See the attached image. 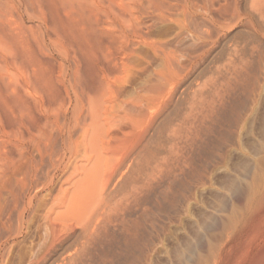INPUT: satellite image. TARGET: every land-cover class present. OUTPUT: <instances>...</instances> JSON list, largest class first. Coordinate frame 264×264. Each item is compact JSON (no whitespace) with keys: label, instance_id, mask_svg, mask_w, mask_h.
Returning <instances> with one entry per match:
<instances>
[{"label":"rangeland","instance_id":"obj_1","mask_svg":"<svg viewBox=\"0 0 264 264\" xmlns=\"http://www.w3.org/2000/svg\"><path fill=\"white\" fill-rule=\"evenodd\" d=\"M263 155L264 0H0V264H197Z\"/></svg>","mask_w":264,"mask_h":264},{"label":"bare ground","instance_id":"obj_2","mask_svg":"<svg viewBox=\"0 0 264 264\" xmlns=\"http://www.w3.org/2000/svg\"><path fill=\"white\" fill-rule=\"evenodd\" d=\"M156 99V98H155ZM93 112V111H91ZM95 113V112H94ZM93 114V113H92ZM153 114V113H152ZM95 115H98L97 113H95ZM91 116V114H90ZM94 118V117H93ZM92 118V119H93ZM97 118V117H96ZM98 120V119H96ZM100 120V119H99ZM92 122V121H91ZM95 122V121H94ZM98 122V121H97ZM100 122V121H99ZM92 125V124H91ZM90 125V126H91ZM97 125V124H96ZM101 126V124H100ZM85 127V126H84ZM95 128V127H94ZM92 129V128H91ZM101 129V128H100ZM136 129V128H135ZM159 129V128H158ZM99 130V129H98ZM102 130V129H101ZM104 130V129H103ZM102 130V132H103ZM130 131V130H129ZM128 131V132H129ZM134 131V130H132ZM130 131V132H132ZM93 132H95L93 130ZM91 133V131L89 132ZM96 133V132H95ZM95 133L93 134V136L95 135ZM100 133V132H99ZM92 134V133H91ZM90 134V135H91ZM90 135H87L90 137ZM99 135V134H98ZM123 135V132H122ZM140 136H144L143 133H139ZM82 136V134H81ZM127 136V135H126ZM138 136V135H137ZM171 136V135H170ZM85 137V136H84ZM99 137V136H97ZM94 138V139H97ZM119 137V135H118ZM141 140V137H139ZM89 139V138H88ZM92 139V138H91ZM112 139H115L112 138ZM118 139V138H116ZM125 139V138H124ZM104 140V139H103ZM138 141V138L136 139ZM135 140V143L137 142ZM88 141V140H87ZM130 141V139H129ZM94 142V141H93ZM175 143V142H174ZM173 143V144H174ZM134 144V143H132ZM162 144V143H161ZM81 145V144H79ZM83 145V144H82ZM85 145V144H84ZM109 145V144H108ZM172 145V144H171ZM139 147V143L138 144H134V146H130V152H132L134 149H136L137 147ZM145 146V145H144ZM176 146V145H175ZM159 147V146H158ZM173 147V146H172ZM95 148V147H93ZM92 149V148H91ZM124 149V148H122ZM137 150V149H136ZM135 150V151H136ZM144 151V150H143ZM146 151V150H145ZM116 152V151H115ZM129 152V150L127 151ZM125 153L128 157V153ZM140 152V151H139ZM119 153V152H118ZM160 153V152H159ZM158 153V154H159ZM135 154V152H134ZM88 155V154H87ZM144 155V154H143ZM130 156V155H129ZM145 156V155H144ZM124 158L122 159H126L124 154L123 156ZM131 157V156H130ZM136 157V156H135ZM86 158V157H85ZM98 158V157H97ZM262 158V157H261ZM258 159V162L256 161V167H255V172H252V174H250L251 176L248 177L247 180L240 181V184L242 185L240 187V189L238 188V190L234 193H230L231 195L227 196L228 201L225 205H226V212H222L217 214L216 216V220H215V230H217V233L214 232V234L216 233L217 238L216 241L217 243L214 244L213 246L210 245V240H209V245L207 243L202 244V246L200 245L201 248H203V250L206 248L207 251V255L204 254L205 258H203L201 255L200 257H202V259L200 258L199 262H197V264H264V155L263 158ZM121 159V158H120ZM96 160V159H95ZM127 160V159H126ZM125 160V161H126ZM138 160V159H137ZM88 161V160H87ZM101 161V160H100ZM123 161V160H122ZM122 161H119L120 163ZM129 161V160H128ZM83 162V161H82ZM92 162V161H91ZM141 162V161H139ZM125 163V162H124ZM129 164V162H127ZM126 163V164H127ZM82 164V163H81ZM94 164V163H93ZM90 165V164H89ZM154 165V164H153ZM85 166V165H84ZM106 166V165H105ZM88 167V166H87ZM94 167V166H93ZM99 167V166H98ZM102 167V166H101ZM146 167V166H145ZM81 168V167H80ZM86 168V167H85ZM97 168V167H96ZM123 166L122 163L119 164L118 166H116V168L113 169V171L111 173H108L109 176L106 174V180L105 182H103V184H105V186H107L110 181H112V178L115 177L118 173L121 172ZM136 168V167H135ZM76 169V168H75ZM88 170H90V168H87ZM94 169V168H93ZM92 169V170H93ZM111 169V168H110ZM98 170H100V168H98ZM97 170V171H98ZM135 170V169H134ZM147 170V169H146ZM151 170V169H150ZM253 170V169H252ZM253 170V171H254ZM85 171V169H84ZM94 171V170H93ZM153 171V170H152ZM87 172V171H86ZM142 172V171H141ZM146 172V171H145ZM148 172V171H147ZM167 172V171H166ZM250 172V171H249ZM80 173V172H78ZM88 173V172H87ZM96 175V172H94ZM143 173V172H142ZM86 174V173H85ZM90 174V173H89ZM92 174V173H91ZM90 174V175H91ZM138 174V173H137ZM149 173H147L148 175ZM80 175V174H79ZM94 175V176H95ZM98 175V172H97ZM134 175V173H133ZM174 175V174H173ZM84 177V174L82 175ZM81 176V177H82ZM87 176V175H85ZM92 176V175H91ZM105 176V174H104ZM143 176V175H142ZM247 176V175H245ZM89 177V176H87ZM93 177V176H92ZM96 177V176H95ZM95 177L93 179H95ZM98 177V176H97ZM96 177V179H97ZM146 177V176H145ZM99 178V177H98ZM116 178V177H115ZM164 178V177H163ZM77 179V178H75ZM85 179V178H84ZM84 179H79V183L77 182V184L73 185L76 187V190L73 191V193L76 195L75 196V201L74 203L78 205H82V203H85V201L87 200V197L90 198L89 196L92 194L91 192H93L92 189L93 187H91V183L89 181H86L88 178ZM91 179V178H90ZM105 179V177H104ZM119 179V178H118ZM126 179V178H125ZM145 179V178H144ZM151 178H148V180ZM74 180V179H73ZM72 180V181H73ZM83 180V181H81ZM89 180V179H88ZM92 180V179H91ZM131 180V179H130ZM134 180V179H133ZM132 180V181H133ZM155 180V179H154ZM241 180V179H240ZM93 181V180H92ZM66 182V181H65ZM94 182V181H93ZM100 182V180L98 181ZM97 182V183H98ZM135 182V181H134ZM133 182V184H134ZM76 183V182H75ZM95 183V182H94ZM115 183V182H114ZM156 183V182H155ZM140 184V183H139ZM95 185V184H94ZM97 185V184H96ZM102 185V184H101ZM116 185V183H115ZM131 185V184H130ZM154 185V184H153ZM71 186V187H73ZM93 186V184H92ZM74 187V189H75ZM97 187V186H96ZM104 187V186H103ZM119 187V186H118ZM128 187V186H127ZM137 187H142V186H137ZM102 188V187H101ZM137 188V189H139ZM236 188V187H235ZM71 189V188H70ZM69 189V190H70ZM99 189V188H98ZM97 189V191H98ZM106 189V187H105ZM136 189V190H137ZM67 189V191H69ZM80 190V191H79ZM131 190V189H130ZM134 190V188H133ZM132 192L136 193L137 191L134 190ZM140 190V189H139ZM100 191H103L100 190ZM79 192V194H78ZM112 192V191H111ZM47 194V192H45ZM66 193V191H65ZM77 193V194H76ZM133 193V194H134ZM139 193V192H138ZM142 193V192H141ZM64 194V193H63ZM74 194L73 197H74ZM102 194V193H100ZM65 195V194H64ZM67 195V194H66ZM71 195V196H72ZM94 195V194H93ZM128 195V194H127ZM135 195V194H134ZM140 195V193L138 194ZM59 196V195H58ZM62 196V195H61ZM71 196L69 198H71ZM111 196V195H110ZM56 197V196H54ZM72 197V198H73ZM109 197V195H108ZM124 197V194H123ZM140 197V196H139ZM62 198V197H60ZM59 198V199H60ZM67 198V197H66ZM117 198V197H115ZM48 199V198H47ZM58 199V198H57ZM58 199V200H59ZM121 199V197H120ZM124 199V198H123ZM54 200V199H53ZM72 200V199H71ZM94 200V199H93ZM90 204L92 206V204H94L95 202H93ZM104 200V199H103ZM126 200V199H125ZM124 200V201H125ZM60 201V200H59ZM65 201V200H64ZM132 201V200H131ZM52 202V201H51ZM67 202V201H66ZM50 203V202H49ZM53 203V202H52ZM71 203V202H70ZM102 203V201H101ZM107 203V202H106ZM128 203V202H127ZM55 204V203H54ZM67 204V203H66ZM134 204V203H133ZM132 204V205H133ZM89 205V204H88ZM86 205V206H88ZM107 205V204H106ZM53 206V204H52ZM76 205H74L75 208ZM91 206H88L91 207ZM103 206V205H102ZM136 206V205H135ZM54 207V206H53ZM69 207V205H68ZM72 207V206H71ZM99 207V206H98ZM67 209V207H64ZM73 208V207H72ZM73 208V209H74ZM83 208V207H82ZM87 208V207H86ZM85 208V210H86ZM103 207H101L102 209ZM53 209V208H52ZM72 209V215L74 210ZM80 209V208H79ZM100 209V210H101ZM122 209V208H121ZM24 210V208H23ZM61 210V209H60ZM68 210V209H67ZM66 210V211H67ZM77 210V209H75ZM119 210V209H118ZM222 210V209H221ZM81 211V210H80ZM79 211V212H80ZM130 211V210H129ZM218 211V210H217ZM64 212V211H63ZM69 212V211H68ZM78 212V210H77ZM76 213V214H79ZM82 212V211H81ZM84 212V211H83ZM82 212V213H83ZM49 213V212H48ZM48 213H46L48 215ZM57 213V212H56ZM66 213V212H65ZM85 213H89L86 212ZM105 213V212H104ZM84 214V213H83ZM85 214V215H86ZM97 214V213H96ZM216 214V213H215ZM63 215V214H61ZM98 215V214H97ZM65 216V214H64ZM68 216V215H66ZM75 216V215H74ZM55 217V216H54ZM60 217V214H59ZM62 217V216H61ZM71 217V216H70ZM79 217V216H78ZM81 217V216H80ZM95 217V215L93 216ZM97 217V216H96ZM56 218V217H55ZM63 218V217H62ZM65 218V217H64ZM63 218V219H64ZM84 220V217H82ZM81 218V219H82ZM98 218V217H97ZM96 218V219H97ZM49 219V218H48ZM70 219V218H69ZM68 219V220H69ZM80 219V218H79ZM79 219L77 220L78 223ZM95 219V218H94ZM214 219V218H213ZM51 220V219H50ZM60 220V219H59ZM65 220V219H64ZM93 221V220H92ZM103 221V220H102ZM49 222V221H48ZM56 221H52L51 220V228H53L52 230V236L53 239L52 240H58L57 237H60V234L58 236V231L56 232V225L57 223H55ZM76 222V223H77ZM50 223V222H49ZM70 224V223H69ZM121 224V223H120ZM211 224V223H210ZM92 225V224H91ZM96 225V224H95ZM210 226V225H209ZM106 227V226H105ZM135 227V226H134ZM94 228V227H93ZM208 228V227H207ZM59 230V229H58ZM92 230V229H91ZM67 231V230H66ZM93 231V230H92ZM91 231V232H92ZM208 231V230H207ZM61 232V231H59ZM88 232V231H87ZM90 232V231H89ZM210 232V231H209ZM51 233V232H50ZM84 234V233H83ZM86 234V231H85ZM89 234V233H88ZM66 235V234H65ZM212 238V237H211ZM200 239V238H199ZM213 239V238H212ZM50 240V239H49ZM214 241V240H213ZM52 244L54 243V241H51ZM200 242V241H199ZM205 242V241H204ZM89 243V242H88ZM93 243V242H92ZM200 244V243H199ZM50 246V245H49ZM48 247V246H47ZM198 249V248H197ZM205 249V250H206ZM203 250H202V254H203ZM51 252V251H49ZM48 253V252H47ZM46 254V253H45ZM49 255V254H48ZM43 257V256H42ZM193 262V261H192Z\"/></svg>","mask_w":264,"mask_h":264}]
</instances>
